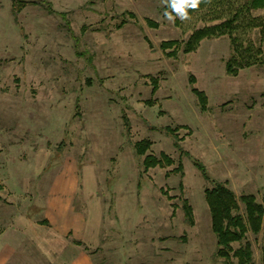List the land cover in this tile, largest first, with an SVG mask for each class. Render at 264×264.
<instances>
[{
    "label": "rangeland",
    "instance_id": "374dc122",
    "mask_svg": "<svg viewBox=\"0 0 264 264\" xmlns=\"http://www.w3.org/2000/svg\"><path fill=\"white\" fill-rule=\"evenodd\" d=\"M49 1L68 22L38 4L19 12L13 0H0V260L85 264L89 255L91 264H227L215 255L205 198L210 183L193 160L238 196L253 194L264 204L258 25L264 9L239 14L233 36L258 61L229 75L234 45L228 34L206 37L189 53L179 48L173 57L160 44L187 41L195 30L232 16L239 4L233 11L206 8L187 20L177 16L176 23L166 19L162 0ZM125 12L135 17L126 14L128 23L117 27ZM191 75L208 96L205 111ZM152 77L159 79L156 92ZM178 125L186 126L178 135L188 155L166 131ZM143 139L152 141L147 154L165 152L175 163L145 171L135 147ZM180 161L183 175L173 171ZM70 180L75 209L98 224L95 242L78 244L72 233L59 237L45 219L53 185ZM184 198L193 207V225L185 220ZM247 239L254 264H263L264 232H249Z\"/></svg>",
    "mask_w": 264,
    "mask_h": 264
},
{
    "label": "trees",
    "instance_id": "16d2710c",
    "mask_svg": "<svg viewBox=\"0 0 264 264\" xmlns=\"http://www.w3.org/2000/svg\"><path fill=\"white\" fill-rule=\"evenodd\" d=\"M13 3L17 11H21L29 4H38L44 8L48 13L54 14L55 10L53 4L49 0H13ZM235 4H239L238 10L232 13V16L226 17V19L218 24L204 26L195 30L185 42L178 40L162 41L160 48L165 51L166 55L173 57L177 55L179 48L183 49V52L189 53L195 50L200 41L206 37H217L228 34L232 37V43L234 45V52L226 62V72L229 75H237L240 69L249 67L253 63L258 61L257 57L245 55L243 46L238 44L236 38L233 36L235 29V23L239 14H249L252 10L264 9V0H201L197 9H189V17L196 12L209 8L218 12L221 11H233ZM166 12H171L173 16H176L172 12L171 8L167 4L164 6ZM61 15L63 20L66 21L65 13H55ZM128 14L135 17L134 13L125 12L122 14L123 18L117 27H122L128 23V19L125 15ZM219 16V15H218ZM175 22L179 23V18H175ZM147 23L151 27H157L158 24L151 19H147ZM258 25H260V32L264 35V19L262 18ZM149 46L152 47V43L149 38L146 37ZM78 41L75 45L79 47ZM77 53H80L77 51ZM92 62V58H90ZM190 83L192 85V92L196 95L199 106L202 110L208 109V96L198 87L195 86L196 78L194 75L190 76ZM152 92H156L159 88L158 77L151 78ZM151 103V99L147 100ZM125 124L130 129L128 117L125 119ZM184 125H178L176 127H166L167 133L174 138V146L183 155H188L187 151H184L180 142L181 138L178 135V130ZM152 145V141L149 139H143L136 143V153L143 158V166L145 171L150 168L161 167L165 168L175 163L174 159L167 153L161 152L160 155L147 154ZM195 166L201 171V174L206 181L210 183L205 189V198L209 207L211 215L212 230L217 239V249L215 255L219 258H223L227 264H254V251L252 243L247 239V234L252 232L257 235L261 231L264 232V204L257 201L255 195L244 194L238 196L235 191L229 186L227 180H218L213 178L206 166L198 159L193 160ZM173 171L184 174L183 163L180 161L178 166ZM169 173H167L168 175ZM182 181L180 187L182 188ZM2 197L0 196V200ZM182 209L184 212L185 220L189 225L194 224V211L193 207L184 198L182 201ZM241 204L244 205V212H241ZM78 244L83 242L76 240ZM234 243H238L239 246L234 248ZM264 264V247L262 249ZM235 259V260H234Z\"/></svg>",
    "mask_w": 264,
    "mask_h": 264
},
{
    "label": "crops",
    "instance_id": "0c3cea01",
    "mask_svg": "<svg viewBox=\"0 0 264 264\" xmlns=\"http://www.w3.org/2000/svg\"><path fill=\"white\" fill-rule=\"evenodd\" d=\"M76 186L73 181H60L53 185V191L45 207V219L51 230L59 237H66L70 233L77 240L83 239L95 242L99 236L98 224L87 221L74 206V194ZM82 241V240H81ZM83 242V241H82ZM78 260V259H77ZM75 259L72 264H77ZM8 260H0V264H6ZM85 264H91L89 255L83 257Z\"/></svg>",
    "mask_w": 264,
    "mask_h": 264
},
{
    "label": "clouds",
    "instance_id": "9594fccd",
    "mask_svg": "<svg viewBox=\"0 0 264 264\" xmlns=\"http://www.w3.org/2000/svg\"><path fill=\"white\" fill-rule=\"evenodd\" d=\"M163 3L167 4L171 8L172 12L176 14L180 19H189V9H197L200 5L201 0H162ZM165 17L169 21H174L176 17L171 12H165Z\"/></svg>",
    "mask_w": 264,
    "mask_h": 264
}]
</instances>
